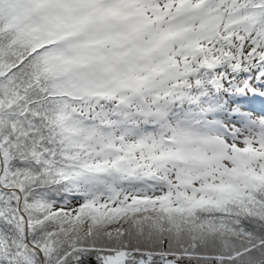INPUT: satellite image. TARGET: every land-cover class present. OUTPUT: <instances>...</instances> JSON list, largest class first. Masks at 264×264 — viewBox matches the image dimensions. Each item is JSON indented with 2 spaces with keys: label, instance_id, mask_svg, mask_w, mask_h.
I'll return each mask as SVG.
<instances>
[{
  "label": "snow or ice",
  "instance_id": "1",
  "mask_svg": "<svg viewBox=\"0 0 264 264\" xmlns=\"http://www.w3.org/2000/svg\"><path fill=\"white\" fill-rule=\"evenodd\" d=\"M0 264H264V0H0Z\"/></svg>",
  "mask_w": 264,
  "mask_h": 264
}]
</instances>
